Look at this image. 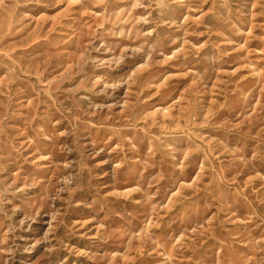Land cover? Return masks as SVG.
<instances>
[{
	"label": "rangeland",
	"instance_id": "1",
	"mask_svg": "<svg viewBox=\"0 0 264 264\" xmlns=\"http://www.w3.org/2000/svg\"><path fill=\"white\" fill-rule=\"evenodd\" d=\"M0 264H264V0H0Z\"/></svg>",
	"mask_w": 264,
	"mask_h": 264
}]
</instances>
